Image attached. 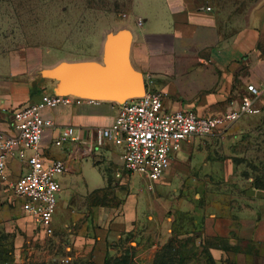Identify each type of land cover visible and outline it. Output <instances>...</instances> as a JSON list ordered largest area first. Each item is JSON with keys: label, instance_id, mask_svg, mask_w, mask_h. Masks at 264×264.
Listing matches in <instances>:
<instances>
[{"label": "crops", "instance_id": "obj_1", "mask_svg": "<svg viewBox=\"0 0 264 264\" xmlns=\"http://www.w3.org/2000/svg\"><path fill=\"white\" fill-rule=\"evenodd\" d=\"M132 7L133 4L130 10ZM148 9L146 15L134 17L137 32L131 59L144 79L151 80L153 88L164 94L165 111L191 110L200 116L227 112L240 100L236 85L244 77V64L248 67L246 76L252 81L249 84L260 86L264 82V65L256 58L261 26L251 20V13L244 24L241 14L222 11L208 0H155ZM39 58L40 65L45 66L43 55ZM30 71L26 68L22 76L11 74L0 79V131L10 133L12 112L37 103L45 93H35L39 88L29 78ZM116 115V104L106 102H84L43 112L54 124L42 140L45 158L65 164L64 173L58 177L59 197L65 199L67 208L69 203H76L81 209L72 213L68 208V219L77 214L83 229L72 251L68 249L73 259L92 253L100 263L106 240L123 234L136 241L155 242V247L173 236H189L215 264H264V208L254 201L255 195L249 190L229 194L234 178L230 166L210 158L205 148L186 145L188 162L193 164L188 166V173L194 185L186 188L180 183L172 194L148 186V195L139 198L131 190L133 174L123 168L122 148L109 142L98 147L95 142L94 131L110 127ZM63 128L74 129L76 141L56 147L54 141ZM201 166L207 173L200 172ZM25 170V162H8V180L0 182L1 201ZM164 178L156 185H165ZM77 181L85 190L78 188ZM191 192H195L194 201L189 199ZM106 193L105 204H92L96 196ZM115 197L120 198L118 205L110 203ZM2 210L0 231L3 226L11 230L19 226L27 228L32 237H44L27 219L2 225ZM63 221L54 220L53 230ZM184 222L194 226L192 232L183 234Z\"/></svg>", "mask_w": 264, "mask_h": 264}, {"label": "rangeland", "instance_id": "obj_2", "mask_svg": "<svg viewBox=\"0 0 264 264\" xmlns=\"http://www.w3.org/2000/svg\"><path fill=\"white\" fill-rule=\"evenodd\" d=\"M208 1L232 15L241 14L245 24L252 10L264 0ZM154 2L155 0H0V79L11 74L22 76L26 68L35 69L40 65V54L43 55L45 66H52L61 60L98 57L106 32L126 23H130L132 30L137 32L134 17L146 15ZM131 4L133 10H130ZM256 58L264 65V25L261 26ZM247 68L244 64V77L236 85L241 96L245 94L247 84L252 82L246 76ZM261 85L264 87V82ZM258 106V115L239 120L224 134L196 138L187 146L205 148L209 150L210 158L229 165L234 176L231 185L229 184V194H244L249 190V193L255 195L254 201L264 208V95ZM187 146L184 145L174 155L170 169L164 176L165 185L150 183L142 176L133 174L132 192L139 198H144L148 195V186L169 194L174 193L180 183L186 188L193 186V179L188 173V166L193 164L188 162ZM207 171L201 166L202 174ZM77 182L78 188L85 190L83 183ZM234 185H238V188L233 189ZM187 190H184L185 195ZM194 194L195 192L189 194L191 201L197 199L193 198ZM107 195L96 196L92 204H105L108 201ZM3 198V201L0 200V208L5 212L2 225L11 220L23 222L27 219L33 226L31 220L21 214L20 203L15 200L11 188ZM119 202L120 198L116 197L110 201L113 205H118ZM68 208L72 213L81 211L76 203H69ZM68 208L65 199L59 197L53 221H64L56 231L53 230L51 236L43 234V238L32 237L27 228L16 226L11 230L3 226L0 231V264H215L206 250L192 242L189 236H173L155 247V242L149 240L142 242L129 235L121 234L120 238L114 235L106 240L100 263H96L92 253L73 259L68 249L72 251L74 241L81 236L83 229L82 220H77V214H72L68 219ZM181 228L184 234L192 232L194 226L184 222ZM180 232L178 231L182 235ZM68 258L70 260L66 263Z\"/></svg>", "mask_w": 264, "mask_h": 264}, {"label": "built area", "instance_id": "obj_3", "mask_svg": "<svg viewBox=\"0 0 264 264\" xmlns=\"http://www.w3.org/2000/svg\"><path fill=\"white\" fill-rule=\"evenodd\" d=\"M207 10H210L209 8ZM141 22H139V25ZM144 96L116 105L117 115L108 128L94 131L98 147L104 142L122 148L120 157L124 170L138 174L150 183L159 181L168 172L174 155L196 138L221 135L239 120L260 113L259 102L264 95L262 85L247 84L237 105L218 116H200L191 110L167 112L164 94L144 79ZM86 101L42 94L40 100L11 114V132L0 131V182H7L10 160L25 162L26 170L11 185L15 200L34 229L51 236L52 221L58 203V177L65 170L60 160H47L41 144L47 130L54 124L43 112L57 107L80 105ZM76 141L75 130L63 128L54 141L56 147ZM69 260L66 259V263Z\"/></svg>", "mask_w": 264, "mask_h": 264}, {"label": "water", "instance_id": "obj_4", "mask_svg": "<svg viewBox=\"0 0 264 264\" xmlns=\"http://www.w3.org/2000/svg\"><path fill=\"white\" fill-rule=\"evenodd\" d=\"M251 20L264 25V1L252 10ZM133 42L132 28L118 27L105 33L96 59L40 65L30 71L29 78L50 96L122 105L145 93L144 77L131 59Z\"/></svg>", "mask_w": 264, "mask_h": 264}, {"label": "trees", "instance_id": "obj_5", "mask_svg": "<svg viewBox=\"0 0 264 264\" xmlns=\"http://www.w3.org/2000/svg\"><path fill=\"white\" fill-rule=\"evenodd\" d=\"M35 93H44L43 90L40 89H35ZM247 119V118H246ZM206 254L208 255V257L210 258V260L212 261V258L209 256L208 252L206 251Z\"/></svg>", "mask_w": 264, "mask_h": 264}]
</instances>
